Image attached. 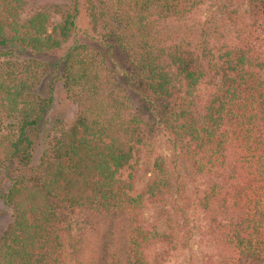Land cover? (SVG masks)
<instances>
[{
  "label": "trees",
  "instance_id": "16d2710c",
  "mask_svg": "<svg viewBox=\"0 0 264 264\" xmlns=\"http://www.w3.org/2000/svg\"><path fill=\"white\" fill-rule=\"evenodd\" d=\"M29 1L0 0V54L59 51L76 32L78 0L54 25L46 7L24 18ZM204 1L101 0L97 10L88 0V15L100 45L113 38L121 47L145 99L167 104L159 126L176 158L209 174L199 207L223 254L210 264H264V48L248 39L254 28L264 32V0H246L250 31L232 12L238 41L208 60L187 41L165 44L159 29ZM60 60L63 88L79 98L80 112L55 140L43 172L7 189L13 222L0 243V264H161L176 249L179 229L169 206L183 183L157 155L139 190L140 157L151 139L145 121L107 87L85 44L72 45ZM37 77L30 66L0 67V132L4 119L12 121L0 134V165L32 163L35 132L50 105L26 99ZM149 204L156 208L151 223L144 218Z\"/></svg>",
  "mask_w": 264,
  "mask_h": 264
},
{
  "label": "rangeland",
  "instance_id": "374dc122",
  "mask_svg": "<svg viewBox=\"0 0 264 264\" xmlns=\"http://www.w3.org/2000/svg\"><path fill=\"white\" fill-rule=\"evenodd\" d=\"M76 1L30 0L28 10L23 17H29L35 10L46 7L54 25L61 21V13L73 8ZM92 3L97 10L103 7L101 0H92ZM77 7L76 32L63 49L48 53L26 50L8 55L0 54V67L21 71L30 66L32 73L39 75L28 92L26 98L28 101L41 103L50 100L43 124L38 132H35L36 145L32 163L24 166L19 160H13L0 165V243L13 222V210L5 202L7 189L20 177L33 179L43 172L45 165H48L46 163L48 158L52 157L55 140L62 136L63 131L71 128L79 115L81 107L79 98L67 93L63 88L60 58L69 47L82 43L88 47L89 54L97 58L100 63L107 87L115 89L121 98L126 99L125 104L130 111L141 117L147 126L146 132L151 139L140 157L137 188L141 190L151 177L153 162L157 155L166 157L170 170L179 175L183 183L182 193L169 206L179 229L176 249L168 250V255L163 254L164 260L161 264H210V261L217 263L223 254L209 231V223L204 211L199 207V198L207 187L209 174L198 173L189 161L176 158L177 151L173 149L169 136L159 126L167 104L145 99L147 89L115 39L112 38L102 43L103 45L97 42V35L92 31L88 15V0H78ZM234 11L239 20H244V25H248L250 31L249 8L246 0H205L187 17L161 22L159 25L161 38L165 44L187 41L191 48L206 57L205 59L216 58L219 50L226 44L235 45L238 41L237 29L240 26L234 25L236 23L230 17ZM242 28L246 30L245 27ZM252 31L249 32L248 39L254 45L264 48V32ZM55 63L59 66L52 72ZM39 66H42V69ZM18 75L19 78L25 77L20 73ZM11 122L9 119L3 120L0 134L7 135ZM155 214V206L149 204L144 211L145 221L147 223L154 221ZM74 220L81 224L79 217ZM163 223L165 225V221ZM163 223L160 221L162 228ZM160 249L164 251L167 247L161 246Z\"/></svg>",
  "mask_w": 264,
  "mask_h": 264
}]
</instances>
